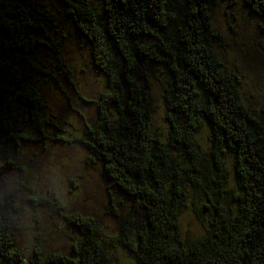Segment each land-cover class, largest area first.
I'll use <instances>...</instances> for the list:
<instances>
[{
	"label": "trees",
	"instance_id": "obj_1",
	"mask_svg": "<svg viewBox=\"0 0 264 264\" xmlns=\"http://www.w3.org/2000/svg\"><path fill=\"white\" fill-rule=\"evenodd\" d=\"M55 1L103 81L96 119L75 142L131 205L115 214L118 235L109 241L92 217L41 199L77 235L68 255H18L12 228L22 208L5 176L21 171L24 147L50 135L63 140L38 81L70 83L71 75L43 0H0V264H110L114 247L138 264H264V107H246L237 78L213 51L215 0ZM240 1L264 21V0ZM155 76L167 123L159 134L144 96ZM204 125L208 151L198 142ZM191 200L205 223L186 243L179 217Z\"/></svg>",
	"mask_w": 264,
	"mask_h": 264
},
{
	"label": "rangeland",
	"instance_id": "obj_2",
	"mask_svg": "<svg viewBox=\"0 0 264 264\" xmlns=\"http://www.w3.org/2000/svg\"><path fill=\"white\" fill-rule=\"evenodd\" d=\"M43 2L57 18L55 32L50 34L60 43L71 78L70 83L38 81L47 111L60 126L63 140L50 135V139L24 147L18 157L21 171L5 176L9 192L22 208L14 219L12 233L18 255L25 259H32L35 253L68 255L77 235L39 200L53 197L67 212L92 217L103 227L109 241L118 235L115 214L125 215L131 205L127 197L110 191L100 164L75 142L96 119L94 102L103 81L91 64L85 40L65 19L62 7L55 0ZM212 16L214 32L220 36V41L212 44L213 51L237 78L246 107L259 113L264 107V21L249 13L240 0H215ZM162 83V78L155 76L144 92L151 128L158 134L167 130ZM208 134L204 125L198 135L204 151L209 149ZM226 166L231 187L234 181L230 158H226ZM190 202L179 217V237L186 243L201 237L205 223L197 214L201 204ZM110 264L138 262L114 247Z\"/></svg>",
	"mask_w": 264,
	"mask_h": 264
}]
</instances>
